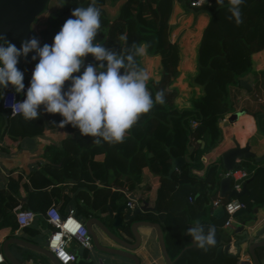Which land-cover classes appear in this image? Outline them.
Segmentation results:
<instances>
[{
    "label": "trees",
    "instance_id": "trees-1",
    "mask_svg": "<svg viewBox=\"0 0 264 264\" xmlns=\"http://www.w3.org/2000/svg\"><path fill=\"white\" fill-rule=\"evenodd\" d=\"M105 1L97 0L102 9V27L97 40L106 47L119 50L125 47L120 37L126 35L128 46L133 42L144 43L147 54L159 55L160 75L157 79L150 78L148 88L153 97L156 91L165 89L166 102L156 104L144 114L125 141L116 145H96L91 137L82 136L78 129L65 126L67 135L61 142L44 148L48 158L59 162V165L45 164L30 174L28 182L18 176L8 181L7 188H0V228H18L14 206L19 188H28V183L33 188L28 189L26 202L20 208L43 211L58 200L62 184L57 185V182L72 181V191L86 185L93 194L90 196L86 190H79L76 200L78 213L87 216L91 210L105 211L108 204L110 208H116L126 202L128 198L124 190L133 189L141 180L143 169L147 168L149 173L158 177L159 184L152 197L154 210L138 217L160 223L173 264H235L237 256L226 253L216 255L223 236L222 225L227 217L225 212L221 217H215L210 203V199L218 196L221 157L207 166L204 177L198 176L193 169L197 170L202 165V153L220 138L221 119L236 109L252 111L257 130L264 134V71L255 70L252 60L254 53L264 50V0H245L241 6L243 23L239 26L228 19L227 0L222 7L217 5L216 0L195 6L206 9L209 18L196 49V71L190 78V85L199 86L200 92H194L189 105L183 107L174 103L176 91L169 88L178 73L179 62L178 44L170 39L169 34L174 0H123L114 19L107 16L103 8ZM190 1L183 0L192 6ZM54 2L59 3V7L50 11L47 21L35 31L41 47L53 43L54 36L65 21L72 18L73 9L86 7L91 0ZM33 55L35 53H29L27 58L21 56L17 65L24 73L27 88L38 63V59H32ZM87 63L97 62L89 55ZM138 63L141 65L140 58ZM240 79H245L250 87L241 86ZM68 84L70 82H66V87ZM4 90L0 89V138L6 134L16 141L26 135L41 133L46 127L58 125L62 120L59 114L45 113L41 107L40 118L33 121H25L19 114L8 115L7 124L1 132L4 122L1 96ZM26 91L22 93L25 98ZM257 95L262 100H258ZM198 139L204 140L203 146ZM99 154H102L101 158L96 157ZM178 155L184 156L185 162L180 170L167 177L171 158ZM236 167L250 171L244 180L247 192L239 197L245 206L234 213L242 220L257 206L264 204V160L254 162L251 158L244 159ZM146 185L145 191L152 184L149 181ZM189 195L192 200H189ZM67 198L64 195L65 201ZM196 221L204 224L206 229L210 225L216 227L217 244L207 252L195 244L183 249L190 243L185 233ZM21 228L37 231L28 226ZM19 247L25 257L51 264L43 254Z\"/></svg>",
    "mask_w": 264,
    "mask_h": 264
},
{
    "label": "clouds",
    "instance_id": "clouds-1",
    "mask_svg": "<svg viewBox=\"0 0 264 264\" xmlns=\"http://www.w3.org/2000/svg\"><path fill=\"white\" fill-rule=\"evenodd\" d=\"M207 2L201 0L202 4ZM216 3L222 7L225 0ZM227 3L228 19L241 25V6L245 0H227ZM101 16L97 0H91L86 7H76L72 18L54 36L53 43L43 47L37 38L31 37L18 49L0 35V89L11 85L16 93H24L25 77L17 67L19 59L27 58L29 53H35L33 60L38 59L26 98L11 104L13 114L33 121L40 118L43 107L45 113L62 117L59 127L71 125L82 136L91 137L96 145H116L125 141L144 114L156 104H165L166 90L156 91L153 97L148 88L150 73L138 63L147 46L136 42L128 46L127 36L122 35L120 40L125 42V47L119 50L106 47L97 40ZM89 55L97 63L86 64ZM66 82H70L67 87ZM185 234L205 252L217 244L214 225L206 229L196 221Z\"/></svg>",
    "mask_w": 264,
    "mask_h": 264
},
{
    "label": "crops",
    "instance_id": "crops-1",
    "mask_svg": "<svg viewBox=\"0 0 264 264\" xmlns=\"http://www.w3.org/2000/svg\"><path fill=\"white\" fill-rule=\"evenodd\" d=\"M122 2L123 0L105 1V3L103 4V8L105 9V12L110 19H114L117 17ZM58 7L59 3L53 2L50 8H46L35 21L33 29L35 31H38V26L43 25L47 21L49 12L57 9ZM208 18L209 12L206 9H203L201 7L199 8L195 6H189L185 4L183 0L173 1L172 13L169 20V34L170 39L178 44L179 62L177 65L178 73L173 78L169 88H173L176 91V94L174 96V103L178 107L188 106L191 95L194 92L196 94L200 92L199 86L190 85V78L196 71V49L201 37L202 30L206 25ZM140 59L141 66L149 71L150 77L155 79L159 78V55H151L145 52V55ZM252 60L253 68L255 70L259 72L264 71V50L254 53L252 56ZM260 100H262V98ZM227 115L220 121V138L213 147L207 149L202 153V165L199 166L197 170L193 169V171L200 177H204L207 166L210 163L218 160L224 150L234 145V140H236L240 145H243L246 141H249L250 150L253 151L256 155H261L264 153V134H261L257 130L254 116L250 113H244L239 115L234 122L225 125L223 121L226 119ZM3 124L1 126V132L4 131V129H2ZM66 135L67 131L64 127L61 128L59 127V125H53L50 127H46L41 133H38L36 135H26L17 139L16 141L10 139L6 134L2 138H0V188H7L8 181L11 178L17 179L18 176L28 182L30 174L34 171L39 170L45 164L59 165V162H54L50 158H48L49 154L44 152V148L48 144H59ZM202 141L203 144H201V146L204 145V140ZM96 157L101 158L102 154L96 155ZM149 181L152 185L150 189L145 191L147 186L146 184ZM72 183V181L56 183L57 185L62 184V189L59 193L58 200L55 203L57 208L62 213L66 212L67 203L77 188L81 187L79 190H86L90 196L93 194V191L86 185H80L74 191H72L70 187ZM158 184V177L152 173H149L147 168H144L143 176L138 184L133 187V189H125L124 193L126 194L128 200L131 199L134 202V205L140 206L144 204L145 210L143 211V213H146V211L154 210L152 197ZM27 185L29 186L28 188H19L18 196L16 197L17 203L14 206V210H17L22 206L24 202H26L28 189L33 188L31 184L28 183ZM115 188L116 187H112V189ZM64 195L68 197L66 201L64 200ZM217 195L219 196V185ZM147 197H149L150 199H147ZM169 199L170 198H168L167 200ZM223 199H227V197L225 196L223 197ZM123 203L118 204L116 208ZM210 203L212 205V199H210ZM108 207L110 208L109 204L107 205L105 211L96 209L91 210L90 214L87 216L98 217L114 233L121 235L126 239H131V234L124 231V229H121L118 226L112 224L113 219L108 214ZM215 207L216 206L212 205V213ZM116 208H110L112 210V213H116ZM45 210L43 211L41 209H34L36 213L34 221L30 225H27L29 228H34L35 230H37L36 232H30L27 229L23 230L19 226L18 228L14 229H10L9 227L0 228V252L3 241L10 237H20L28 241L34 240L32 242L35 243H44L45 238L51 228V225L45 220ZM119 214L120 216H124L125 211H120ZM240 229L249 231L251 236L254 235V237L252 238L253 240L264 239V204L257 206L248 217H245L242 220L238 217V215L233 214L232 222L228 225H222L223 236L220 245L229 244L228 251L234 252L235 247L233 246V243L240 238ZM140 231L146 235L144 239L145 243L143 244V246H139L133 250L140 257V264H165L157 241L155 229L152 227H140ZM102 238L103 243L112 247L118 246L113 240L104 237ZM188 238H190V236H188ZM19 245L20 244H17L15 242H10L8 247L11 253L23 264H42L41 262L33 260V258L25 257V255L21 253ZM239 245L241 250L239 255L237 256V261L235 264H250L248 261L251 259V257L247 251L248 241L241 242ZM70 247L75 250V252L79 255V258H85L88 256V254H91L92 264H101L99 262V256L97 254L98 252H96L95 249H83L82 247L77 246L75 242H72ZM31 250L38 252L33 249ZM255 252L260 264H264V246L257 247L255 249ZM220 253L225 252L222 251ZM102 255L104 261L106 262L105 264L132 263V260L122 256H117L115 254L112 255L102 253ZM73 262L69 264H73ZM81 263L83 264L84 262ZM0 264L11 263L8 260L4 259V261L0 262Z\"/></svg>",
    "mask_w": 264,
    "mask_h": 264
},
{
    "label": "water",
    "instance_id": "water-1",
    "mask_svg": "<svg viewBox=\"0 0 264 264\" xmlns=\"http://www.w3.org/2000/svg\"><path fill=\"white\" fill-rule=\"evenodd\" d=\"M48 2L49 0H0V35L4 36L18 49L21 47L22 42L25 40L31 37H35L38 39V36L33 29V25L38 16L46 9ZM239 83L243 87H250L245 79H240ZM17 95L22 100L25 99L22 93H17ZM244 113H250L254 116L253 112L247 110L246 108H241L229 113L223 123L225 125L232 123L238 118L239 115ZM1 114L4 119V124L2 127V129H4L7 124V117L9 114L8 111L5 110H3ZM198 141L200 142V144H203V141L201 139H198ZM167 150L169 151V148H167ZM249 158L253 159L256 162H259L264 159V153L261 155H256L253 151L250 150L249 141H246L245 144L240 145L236 140H234V145L227 148L221 153L222 171L231 170L235 168L241 160ZM184 162V156H172L171 166L166 176L170 177L173 171L180 170ZM222 173L223 172L220 173L221 178L219 181V196L221 198L225 196L227 197V199L232 196L239 198L241 194L247 192L244 181L241 183V188L237 190L232 187L230 177L224 176ZM80 188H77L75 190L72 197L68 201L66 212H68L69 209H72L73 212L80 218V220L83 221L89 235L91 236V249H95L96 252H98V258L101 264L106 263L103 259L102 253L122 256L132 260L131 264H140V257L133 251L135 248L143 246V244L145 243L144 239L146 235L140 231V227H152L155 229L157 241L165 264H173V259L169 256L165 246L163 229L160 223L147 219H140L138 217L145 210L144 204L140 206L129 207L127 204L123 203L121 204L122 206L119 205L116 208L115 214L112 213V210L108 207V214L113 219L112 224L118 226L121 229H124V231L132 235L131 239H126L123 236L114 233L98 217L85 216L84 214L78 213L77 200L75 195ZM120 211H125V215L120 216ZM223 214V206L221 204L217 205L213 210V215L215 217H221ZM240 231V238L233 243V246L235 247L234 252L228 251L229 244H227L219 245L216 248V254L223 251L229 255L238 256L241 250L239 244L241 242L248 241L247 251L251 257L248 262L250 264H260L255 249L257 247L264 246V239L253 240L252 238L254 237V235L251 236L249 231L241 229ZM102 237L113 240L118 246L112 247L103 243ZM189 240L190 244L186 245L183 249L194 244L191 237L189 238ZM10 242H15L22 246L36 250L39 253H42L51 264H63L55 257L53 252L46 247L45 241L44 243H35L20 237H10L3 241L1 253L11 264L23 263L18 258H16L9 250L8 245ZM78 261L84 262L83 264H92V255L88 254V256L85 258L80 257L75 260L76 263Z\"/></svg>",
    "mask_w": 264,
    "mask_h": 264
},
{
    "label": "built area",
    "instance_id": "built-area-1",
    "mask_svg": "<svg viewBox=\"0 0 264 264\" xmlns=\"http://www.w3.org/2000/svg\"><path fill=\"white\" fill-rule=\"evenodd\" d=\"M192 6L201 4V0H191ZM27 90V85H25ZM257 99L261 97L257 95ZM22 102L23 100L18 97L15 89L10 85L5 89L1 96V106L3 110L8 111L9 115H15L12 113L11 104L13 102ZM224 176H229L233 181L232 187L239 190L241 183L250 174V171L243 167H235L231 170L222 171ZM189 200H192V196H188ZM221 204L224 208V212L227 214L225 225H228L233 220V214L240 208L245 206V202L237 197H230L229 199H223L220 196H216L212 199V205L217 206ZM129 207H134V202L130 199L127 200ZM36 216L34 210L30 208H18L16 210V220L19 225H30ZM45 220L51 225L50 231L45 238L46 247L53 252L55 257L63 264H69L77 258V253L72 247V242H75L77 246L83 249L92 248V240L89 235L83 221L69 209L68 212L62 213L55 204L48 206L45 210ZM5 257L0 252V262L4 261Z\"/></svg>",
    "mask_w": 264,
    "mask_h": 264
},
{
    "label": "rangeland",
    "instance_id": "rangeland-1",
    "mask_svg": "<svg viewBox=\"0 0 264 264\" xmlns=\"http://www.w3.org/2000/svg\"><path fill=\"white\" fill-rule=\"evenodd\" d=\"M54 1H56V0H49V2H48V4H47V6H46V8H50L51 6H52V4H53V2ZM40 16V15H39ZM38 16V17H39ZM264 160V159H263ZM262 161V160H261ZM261 161H259V162H261ZM77 258H79V255L77 254Z\"/></svg>",
    "mask_w": 264,
    "mask_h": 264
},
{
    "label": "flooded vegetation",
    "instance_id": "flooded-vegetation-1",
    "mask_svg": "<svg viewBox=\"0 0 264 264\" xmlns=\"http://www.w3.org/2000/svg\"><path fill=\"white\" fill-rule=\"evenodd\" d=\"M124 204H127V202H124ZM144 214H145V212H144L143 214H141V215H144ZM140 219H146V218L143 217V218H140ZM147 220H149V219H147ZM151 221H152V220H151ZM76 259H77V258H76ZM76 259H75V260H76ZM75 260H74L73 264H81L80 261H78V262L76 263Z\"/></svg>",
    "mask_w": 264,
    "mask_h": 264
}]
</instances>
